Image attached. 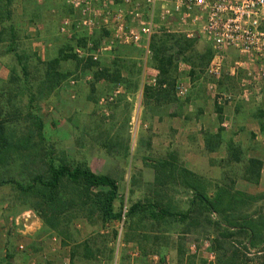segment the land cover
I'll return each instance as SVG.
<instances>
[{"label": "rangeland", "instance_id": "rangeland-1", "mask_svg": "<svg viewBox=\"0 0 264 264\" xmlns=\"http://www.w3.org/2000/svg\"><path fill=\"white\" fill-rule=\"evenodd\" d=\"M35 1L0 0V109L3 115H9L6 116V127L16 141L30 137V142H39L33 149L10 152L7 162L0 164V181L13 180L26 185L34 174L45 170L50 161L57 164L65 156L70 162L88 166L95 173L113 177L119 191L115 209L122 213L124 211L126 214L131 203L144 202L152 197L154 190L159 191L171 208L179 211L187 209L191 192L176 177L167 178L165 186L152 187L154 166L157 163L174 156L175 163L184 166L182 141H170L173 145L166 147L169 140L160 139L161 134L156 133L157 128L152 123L145 122L146 125H143L142 120L138 121L129 104L123 105L121 112H117V88L122 81L103 78L98 82L93 76L99 67H109L110 73L117 74L116 59L108 60V57L103 56L97 61H83L73 56L58 60L55 66L52 57L41 59L32 44L39 36L44 42L48 40L45 45L49 47L54 46L49 44L53 37V40H60L61 43L56 45L65 51L63 53H72L73 45L70 47L71 42H64V35L59 33L58 25L60 17L75 13L65 2L62 6V0H55L57 4L51 9L50 6H43V13L47 14L49 20L56 22L49 23L45 32L39 35ZM19 9L27 16V28L15 29L13 34L7 25L11 19L17 21ZM197 41L202 49L209 45L202 36H198ZM194 47H197L196 44ZM171 51L166 50L164 53L168 55ZM203 52L195 51L190 61L198 65L195 66L194 75L202 77L203 82L214 81L206 74L205 60H199ZM227 53L224 82L220 84L219 91L237 95L241 93L239 79L245 77V71L239 69L236 76L228 75L226 69L233 65L237 56L230 50ZM143 61L140 64L144 65ZM71 77L77 79L74 85L69 84ZM261 84L264 86V82ZM250 94L251 102H236L235 105L227 103L221 106L219 115L214 118L213 126L218 118L224 120L225 126H220L225 132L232 134L234 130L237 136L233 138V143L240 150V161H230L228 158L224 161L221 173L197 175L205 185L207 195L212 198L220 193L218 189L221 187L226 191L221 193L225 195L226 201L229 198L227 195L235 191L258 196L255 201L236 202L237 209L233 214L260 218L261 224L258 225L263 233L262 241L250 246L244 259L247 264H264V170L259 184L249 181L245 174L247 157L261 152L264 146V87ZM237 107L243 109V114L238 113L240 108ZM36 119L43 124L40 129L42 140H39ZM240 123H244L242 127ZM255 136L259 138L255 139ZM224 145L223 141L222 148ZM197 165L203 171L202 163ZM165 168L167 171L168 167ZM248 183L251 184L249 187ZM35 193L24 192L12 182L0 184V264H62L76 246L77 254L73 258L75 264H117L118 254L123 259L130 258L133 249L140 250L142 258L138 256L137 260L142 264L153 255L156 260L148 262L159 260V264H218V259L226 261L230 257L228 243L224 245L229 248L227 252L212 248L215 225L205 222L189 232V235H184L181 234L182 225L175 220L163 221L152 230L150 219H129L125 215L121 219L102 221L96 214L89 216L86 211L78 210L71 213L73 218L66 225L67 236L64 238L59 233L64 228L63 222L58 230L50 229L32 206L38 199ZM21 215H25V218L19 219L18 224L10 221V218ZM220 217L213 214L211 220H220ZM87 239L94 250L98 247L90 259L84 257L81 246L83 240ZM238 241L249 246L248 238L233 240V244L241 248L242 244ZM205 243L209 246H205ZM19 244L24 246L23 249H19ZM192 244L196 245V251L190 248ZM120 247H126L125 251H120ZM110 250L111 259L108 261ZM239 260L237 263H240Z\"/></svg>", "mask_w": 264, "mask_h": 264}, {"label": "trees", "instance_id": "trees-1", "mask_svg": "<svg viewBox=\"0 0 264 264\" xmlns=\"http://www.w3.org/2000/svg\"><path fill=\"white\" fill-rule=\"evenodd\" d=\"M10 32H13V25L8 26ZM2 32V31H0ZM176 40V50L171 51L168 55H161V59H157L160 65L171 64L172 61L177 58L185 59L188 62L195 56L193 53L194 41L186 38L182 34L172 35ZM84 37L75 34L72 39H69L71 44H81ZM174 40V41H175ZM209 47V46H208ZM155 59H156V51ZM211 49L207 48L200 55V62H204V65L208 64L211 58ZM75 57L73 53L64 54V58ZM76 58V57H75ZM20 60L21 57L18 56ZM58 60H53L52 64ZM195 66H198L194 62H190ZM206 63V64H205ZM109 67H100L94 71V79L99 80L101 78H107L111 81L118 82L119 77L117 74L112 75ZM51 74V72H49ZM224 80V76L218 80L221 84ZM170 82V81H169ZM216 108L220 112L221 107L216 105ZM3 115L0 109V164L7 162L10 152L21 151L27 149H33L39 142H30V137H26V140L20 139L16 141L9 133L6 127L8 119ZM42 122L36 119V126L39 132V140H42V134L40 129L42 128ZM217 139L211 137L207 140V145L215 142ZM211 141V142H210ZM210 147V146H209ZM229 157L234 161H240V150L233 143L230 142L228 146ZM174 156H169V160H165L157 163L154 166V179L152 187H162L167 184V178H177L179 183L189 192L191 197L189 199V206L185 210H175L171 208V205L164 202L163 197L160 196L159 191L154 190L152 197L148 198L144 202L135 201L130 204L126 211V215L129 219L138 217V220L150 219L151 228L154 230V226H160L164 221L171 222L173 220L179 222L182 225V233H189L201 227L203 223L208 225H215V237L213 239V249H223L224 252L228 251V247L224 246L226 243L230 246V257L228 260H219L218 264H247L244 259L245 252L250 246H254L257 241H262L263 233L259 228L260 218H254L251 216L242 217L240 215H234L233 213L237 209L236 202L238 201H255L258 199L256 195H247L240 191H235L232 194H228L229 197L226 201L225 195L221 193L226 192L223 187L219 188L220 193H217L215 198L207 195V189L202 183L200 177L193 171L185 168V166H178ZM165 167H168L167 171ZM262 161L251 157L247 159L245 165V174L248 180L257 182L261 176ZM2 182H12L18 188L24 192H36L38 199L32 205L43 223L52 230H58L63 222L64 228L59 230V233L66 238L67 230L66 225L72 220L71 213L74 211H86L87 215H97L102 221L106 219H121L122 211L115 209V202L119 197L118 185L116 180L107 174L95 173L90 167L81 163H73L66 159L65 156L61 157L57 164L54 161H50L47 164V168L40 173L33 175L31 182L22 185V183L13 180H1ZM230 193V192H229ZM259 196H262L261 194ZM264 196V195H263ZM213 214H218L220 220H211ZM63 220V221H62ZM156 224V225H155ZM261 224V223H260ZM154 227V228H153ZM155 231H159L155 229ZM248 238V244L242 243V247H238L233 244V240L238 238ZM65 244V241L63 240ZM82 249L84 257L91 258L98 251V247L93 249L90 245L89 239L83 240ZM241 246V245H240ZM77 247V246H76ZM76 247L70 252L71 260L70 264L74 263V257L77 254ZM112 250L109 251L107 259L110 261ZM225 255V254H224ZM243 258V259H242ZM240 259V260H239ZM240 263H237V261ZM242 260V261H241Z\"/></svg>", "mask_w": 264, "mask_h": 264}, {"label": "crops", "instance_id": "crops-1", "mask_svg": "<svg viewBox=\"0 0 264 264\" xmlns=\"http://www.w3.org/2000/svg\"><path fill=\"white\" fill-rule=\"evenodd\" d=\"M54 2L55 0L35 1L36 10L38 11V15H36L38 16L36 18V28L39 35L45 32L49 23L55 24L56 22L49 20L47 14L45 15V13H43L45 5L50 6L51 9L52 6L57 4V2ZM63 2L62 0V6ZM110 2L113 8L122 7L126 9L125 6L117 3V0H110ZM18 12L20 15L17 17V21L14 22L11 19V22L7 25L9 26L12 24L14 30L27 28V19L25 18L27 16L23 14V11H20V9ZM127 17L129 24L132 26L136 25V22L133 21L129 15ZM46 18H48V20ZM155 22L158 27L157 33L149 38L143 37L141 43L138 45L117 42L112 49L104 50L100 55L101 58L104 56L105 58L108 57V60H117L116 73L122 81L117 88V112L120 113L123 105L129 104L133 113H136L135 117H137L138 121L142 120L144 122L143 125L152 123L157 128L156 133L158 132L161 134L159 138L169 140L166 147L173 145L170 141L180 139L184 144L182 145L184 150L182 156L185 168L196 174L203 175L204 173H221L224 168V161H227L228 158L232 161L229 157L228 146L230 142H234L233 138L237 136L234 130L231 131L232 134H230V132H225L226 130L220 126V124L225 126L224 120L222 121L217 118L216 121L218 123L216 122V125L213 126L215 123L214 118L219 115V111L215 104V95L219 91L221 85L217 83L218 81L215 82L216 80L203 82V79L201 80L202 77H195L194 73L196 68L185 59L177 58L172 61L171 64L160 65L157 59L160 60L161 55H165L164 52L166 50L174 51L177 48V46L175 48L177 42L172 35L182 34L186 37V34L183 32L185 31V27L179 26L176 19L169 18L165 22L156 17ZM180 28L183 31H180ZM186 30L189 29L186 28ZM107 33L105 29L95 30L88 38L95 45H103L107 43L105 40V35ZM82 36L87 38L84 34H82ZM63 37L65 38L64 42H70L66 36ZM186 38L194 41L193 51L191 52L193 54H195V51L201 53V51L203 52L209 48V45H207L205 49L199 47L196 36ZM53 39L55 38L53 37L49 41L50 45H54L53 47L46 46L45 44H48V40L44 42L41 36L32 42L33 46L37 48V54L41 59H45V57L51 59L52 57L53 59L51 60H61L64 58L63 52L65 51H62V48L56 45V43H61L60 40L56 41ZM195 44L197 47H194ZM147 48L150 50L149 56L146 55ZM155 51L156 59L154 56ZM143 59L144 65L140 64ZM148 60L149 63H147ZM152 77L156 78L155 84L150 83ZM101 79L103 80V78ZM101 79H99V81ZM104 82L108 85L110 84L107 81ZM253 91L254 90L248 92L240 91L241 93L237 95L231 94L232 99L228 104L235 105L236 102H251L250 93ZM242 111L243 109L240 108L238 113H242ZM230 112L231 115H233V112ZM243 124L244 123H240V125H238L242 127ZM159 128L161 131H158ZM254 133L257 132L254 130ZM211 137H215L217 140L207 145V140L209 141ZM256 138H259V136H255V139ZM223 141L225 149L222 148ZM263 147L262 145V153H252L247 157V159L254 157L262 161L261 176L264 170ZM198 163H202L201 167L203 166V171L199 169ZM261 176L257 181L258 184L260 183ZM250 185L251 184L247 186L249 187ZM181 234L189 235V233ZM56 248L57 247H55V250ZM125 248L126 247H120V251H125ZM134 248L136 249V247ZM133 252L132 257L126 259H123L122 256L118 254L117 264H142L137 260L138 256L142 258L141 253H139L140 250L134 251L133 249ZM212 253L213 251L211 249V254ZM69 258L63 261L62 264H70ZM154 258H156L154 255L149 256L148 260H156ZM148 260L146 262H148ZM146 262L143 263L146 264ZM159 263V260L153 261L152 263L148 262V264Z\"/></svg>", "mask_w": 264, "mask_h": 264}, {"label": "built area", "instance_id": "built-area-1", "mask_svg": "<svg viewBox=\"0 0 264 264\" xmlns=\"http://www.w3.org/2000/svg\"><path fill=\"white\" fill-rule=\"evenodd\" d=\"M63 1L75 14L60 17L59 33L68 39L75 34L87 36L81 44L72 46L77 59L97 61L102 51L112 49L117 42L138 45L143 37L157 33L156 17L165 22L172 18L185 27V31L181 28L180 31L186 37L202 36L209 44L212 53L205 69L207 75L216 81L222 77L230 50L237 58L226 73L234 77L239 69L245 71V77L239 79L240 91L264 87L261 84L264 82V0H117L126 9L113 8L110 0ZM128 15L136 25L129 24ZM101 29L108 32L105 35L107 43L95 45L88 36ZM149 54L147 48L146 55ZM76 82L75 77L69 79L71 85ZM155 82L156 78L152 77L150 83ZM231 99L229 91H218L215 104L221 107ZM124 214L123 211L122 217ZM21 218L25 215L10 218V221L18 224ZM205 246L208 247V243ZM18 247L23 249L24 246L19 244ZM190 248L197 249L195 244Z\"/></svg>", "mask_w": 264, "mask_h": 264}]
</instances>
